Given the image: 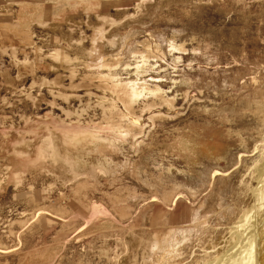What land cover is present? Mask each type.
<instances>
[{
	"label": "rangeland",
	"instance_id": "374dc122",
	"mask_svg": "<svg viewBox=\"0 0 264 264\" xmlns=\"http://www.w3.org/2000/svg\"><path fill=\"white\" fill-rule=\"evenodd\" d=\"M263 135L264 0H0V264H222Z\"/></svg>",
	"mask_w": 264,
	"mask_h": 264
},
{
	"label": "bare ground",
	"instance_id": "6f19581e",
	"mask_svg": "<svg viewBox=\"0 0 264 264\" xmlns=\"http://www.w3.org/2000/svg\"><path fill=\"white\" fill-rule=\"evenodd\" d=\"M254 152L256 164L250 175L258 183L253 189L255 205L240 217L236 226L238 247L222 264H264V135Z\"/></svg>",
	"mask_w": 264,
	"mask_h": 264
}]
</instances>
